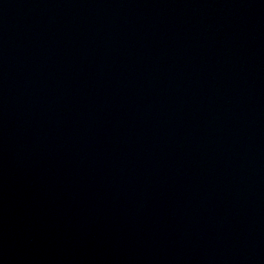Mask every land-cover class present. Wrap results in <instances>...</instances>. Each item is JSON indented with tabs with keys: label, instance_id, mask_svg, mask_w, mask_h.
Segmentation results:
<instances>
[{
	"label": "water",
	"instance_id": "obj_1",
	"mask_svg": "<svg viewBox=\"0 0 264 264\" xmlns=\"http://www.w3.org/2000/svg\"><path fill=\"white\" fill-rule=\"evenodd\" d=\"M0 264H264V0H0Z\"/></svg>",
	"mask_w": 264,
	"mask_h": 264
}]
</instances>
